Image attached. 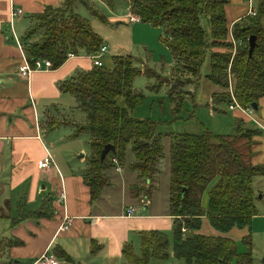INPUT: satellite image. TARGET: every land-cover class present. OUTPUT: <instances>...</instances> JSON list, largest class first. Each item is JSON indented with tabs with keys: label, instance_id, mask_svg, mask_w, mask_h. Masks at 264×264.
Here are the masks:
<instances>
[{
	"label": "trees",
	"instance_id": "1",
	"mask_svg": "<svg viewBox=\"0 0 264 264\" xmlns=\"http://www.w3.org/2000/svg\"><path fill=\"white\" fill-rule=\"evenodd\" d=\"M109 6L113 0H104ZM229 0H127L130 14L140 22L161 27L162 43L170 51L177 69L197 77L208 56L207 79L220 92H213V104L230 105L235 101L246 108L264 97V2L259 1L254 17L246 16L228 27L225 6ZM76 3L88 8L89 0H63L56 7L48 6L40 14L31 16L32 24L24 33L22 43L31 62L45 59L52 68L59 67L67 54H96L103 45L89 21L74 10ZM91 9V8H90ZM92 15L106 22L103 15ZM209 25V35L201 21ZM229 32L239 43L233 49ZM255 37V45L248 52V40ZM112 67L92 66L72 78L60 82V92L69 93L76 107L86 116V124L78 126L75 134L85 131L89 136L90 156L84 182L91 197L98 198L106 184L103 172L115 157L122 163L129 149L134 156L130 169L142 181L157 179L158 163L164 157L162 139H169L168 209L173 222V256L182 264H251L250 251L238 252L235 242L223 236L192 234L183 236L181 228L196 231L202 217L217 231L226 233L231 228L249 226L257 214L253 178L264 176V164L249 162L251 130L237 129L233 135H219L205 130L201 134L157 132L156 122L137 119L132 109L142 94L135 91L133 81L139 74L159 81L152 70L137 68L131 55L112 57ZM158 84V83H157ZM123 98L125 106H119ZM58 122L53 120L48 128ZM246 137V143L239 141ZM114 147L103 160L102 148ZM247 150V151H246ZM208 191V204L201 207V196ZM141 255L137 257L130 246L123 253L130 264H148L150 259L164 260L168 255V239L164 232L140 233ZM250 246V239L247 238ZM63 251L59 252L62 256Z\"/></svg>",
	"mask_w": 264,
	"mask_h": 264
},
{
	"label": "crops",
	"instance_id": "2",
	"mask_svg": "<svg viewBox=\"0 0 264 264\" xmlns=\"http://www.w3.org/2000/svg\"><path fill=\"white\" fill-rule=\"evenodd\" d=\"M89 1L93 5L94 1L102 4L101 0ZM259 1L264 2L254 0L256 10ZM62 2L0 0V264H42L38 259L47 251L54 254L60 264H130L123 248L130 246L134 254L140 257V233L161 231L171 235L174 217L169 213L168 193L167 199L162 201L163 207L151 201L158 191L159 178L154 182L142 181L130 169L133 154L132 162L126 156L122 163L118 162V170L112 163L113 157L109 159L110 167L103 172L106 184L98 198L93 200L91 197L89 186L83 180L91 152L88 154L79 142V136L86 132L75 134L80 124L62 113L65 109L63 106L68 103L71 104L68 105L69 109L81 110L69 93L58 89L60 82L92 68L89 56L81 51L57 68L34 71L27 77H22L18 72L23 59L12 35L22 40L32 24L31 16L42 13L48 6H59ZM125 3L128 15H131L127 0ZM15 8H20L23 13L13 18L11 12ZM246 12L244 0H229L225 6L228 27L245 19ZM114 14L118 17L107 19L104 16L105 21L129 23L132 34L138 28L137 22L128 21L127 14L123 17ZM260 23L264 27V17ZM163 37L164 34L160 37L161 41ZM106 53L102 56L103 64ZM231 111L236 130L252 132L249 162L252 165L264 164V97L258 100L255 110L259 120L244 110ZM49 120L58 122L56 127L69 124L71 129L64 132L66 136L56 138L53 134L56 127L47 126ZM249 124L253 127L250 128ZM86 137V146L90 150L89 136ZM239 142L245 144L246 137ZM46 153L51 156L52 163L48 168L41 169L39 163ZM262 179L264 176H256L252 183ZM215 182L216 179H213L204 190L201 207H207L208 191ZM253 189L257 214L250 225L233 227L225 233L234 229L245 230L248 233L246 244L251 234L264 235V204L260 207L261 201H264V191L254 186ZM61 190L65 195L62 203L59 199ZM130 207L135 208V213L127 216ZM65 217L70 219V227L59 230ZM203 219L206 218L202 217L201 222ZM187 232L185 229L183 236H188ZM60 251H63L62 256L59 255ZM261 262H254L252 258L251 264Z\"/></svg>",
	"mask_w": 264,
	"mask_h": 264
},
{
	"label": "rangeland",
	"instance_id": "3",
	"mask_svg": "<svg viewBox=\"0 0 264 264\" xmlns=\"http://www.w3.org/2000/svg\"><path fill=\"white\" fill-rule=\"evenodd\" d=\"M88 1V0H87ZM102 4L94 1V5L89 1V6L76 3L73 10L85 19H89L92 29L99 35L103 43L107 45L108 52L105 55L106 68H111L113 61L112 57L116 55H131L136 59L137 68L143 71L144 69L152 70L158 78L156 80L147 78L144 74H139L133 81V88L136 92L142 94L140 102L133 107L131 113L137 119H149L157 124V132L164 134L171 133H187L201 134L205 130L219 135H229L236 131L234 126V118L232 111L226 104H213L210 96L213 92H220L216 86L211 84L207 79L209 72L208 56L199 69L197 77H192L188 71L177 69L173 57L162 43L160 37L164 31L160 27L148 25L147 23L137 22L133 34L130 32V24L119 20L117 22H102L92 15L91 10H94L97 16L123 17L124 14H129L126 10L125 0H113V5L109 6L104 0ZM92 4V5H91ZM203 29L209 35V25L206 20L201 21ZM22 35V34H21ZM20 36V35H19ZM145 44V45H144ZM103 58V57H102ZM101 58V60H102ZM103 62V61H102ZM119 106H125L123 98L118 99ZM66 104L63 106L62 113L67 114V118L76 121L80 125L85 124L86 116L82 111L72 110ZM68 108V109H67ZM257 111L254 110L252 116L256 120ZM66 116V115H65ZM85 118V119H84ZM53 120H49L47 125ZM84 122V123H82ZM79 125V126H80ZM252 128L253 125L249 124ZM58 129V132H57ZM71 126L59 125L56 127L54 136L62 137L67 135L64 132L70 130ZM87 133L79 136V142L85 147L89 154V147L86 146ZM164 145V157L158 163L157 178H159L158 191L151 197L152 202H156L159 207H163L162 201L167 199L169 187V139H162ZM61 142L59 139L58 143ZM253 139L251 141V146ZM126 159L132 162L133 156L131 151H127ZM116 166V165H115ZM254 188L264 191V179L256 180L253 184ZM150 189V188H149ZM150 191H153L150 189ZM259 197V194H258ZM141 198H144L141 196ZM264 201H261L260 207H263ZM206 218V217H204ZM193 232L204 236H229L239 252L250 251L253 261H262L264 259V235L251 234V246H247L245 230L234 229L228 234L215 230L209 223L208 219L200 221V227L196 231H188L187 235L192 236ZM166 233V232H164ZM168 255L164 260L152 259L150 264H182L177 260L172 253L171 244L173 242V234H168ZM250 234V233H249ZM262 263V262H261ZM260 263V264H261Z\"/></svg>",
	"mask_w": 264,
	"mask_h": 264
},
{
	"label": "built area",
	"instance_id": "4",
	"mask_svg": "<svg viewBox=\"0 0 264 264\" xmlns=\"http://www.w3.org/2000/svg\"><path fill=\"white\" fill-rule=\"evenodd\" d=\"M244 2L247 4V12L246 15L249 17H254L256 16L257 10L254 4V0H244ZM22 10L20 8H15L11 12V17H17L22 15ZM128 21L129 22H139V18L133 15H128ZM229 40L233 44V49H235V46L239 41L237 42L236 40L233 39L231 32H229L228 36ZM12 39L14 40L16 46L19 48L22 56V64L19 66L18 72L22 77H27L29 74H31L34 71H39V70H44V69H49L52 67L51 62L45 59H36L33 61H29L26 54H25V49L24 45L22 43V40L17 38L15 35H12ZM107 47L105 45H102L100 50L96 54H91L88 55L92 65L94 66H101L103 64L101 58L102 56L106 53ZM74 54L69 53L67 54V58L73 57ZM229 109L234 110V109H240L246 111L248 114L252 115L254 112V109L251 106H248L246 108L240 107L235 101L230 103ZM52 163V158L51 156L46 153L45 157L42 159V161L39 163V167L41 169H46L49 167V165ZM112 163L116 167V170L119 169L118 167V161L115 157L112 158ZM65 198L64 192L61 190L59 194V199L60 202L62 203ZM135 213V208L130 207L127 209L126 215L131 216ZM70 227V219L68 217H65L64 222L62 225L59 226V230H68ZM182 232H185V228L181 229ZM38 261H40L42 264H60L59 259L52 254L51 252H45L42 253L41 256L39 257Z\"/></svg>",
	"mask_w": 264,
	"mask_h": 264
},
{
	"label": "water",
	"instance_id": "5",
	"mask_svg": "<svg viewBox=\"0 0 264 264\" xmlns=\"http://www.w3.org/2000/svg\"><path fill=\"white\" fill-rule=\"evenodd\" d=\"M248 43H249V48H248V52L251 53L252 50H253V47L255 45V37L254 36H251L248 40ZM251 107L253 109H257V103H253L251 104ZM114 150V147L110 144H107L105 145L102 150H101V153H100V156H99V159L100 160H103L105 158V156L109 153V152H113ZM262 264H264V259L262 260Z\"/></svg>",
	"mask_w": 264,
	"mask_h": 264
}]
</instances>
